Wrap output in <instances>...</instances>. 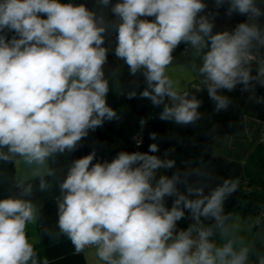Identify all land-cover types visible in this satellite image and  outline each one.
<instances>
[{
    "label": "clouds",
    "instance_id": "clouds-1",
    "mask_svg": "<svg viewBox=\"0 0 264 264\" xmlns=\"http://www.w3.org/2000/svg\"><path fill=\"white\" fill-rule=\"evenodd\" d=\"M225 2L227 15L247 20L232 31L214 33L213 19L200 15L207 7L204 0H118L114 5L97 0L110 6L119 21L115 56L131 75H143L146 87L140 96L163 105L160 120L189 125L201 118L202 100L181 91L166 74L181 42L197 55L203 52L202 66L193 69L203 77L217 112L230 104L219 91L237 85L251 93L250 100L264 102L255 96L256 84L264 86V58L257 60L253 51L264 47V28L258 23L264 9L257 0H215L216 7ZM107 27L104 16L84 4L0 0V33H15L11 39L0 35V160L19 156L42 166L52 154L74 150L89 130L118 118L106 101L108 50L102 45ZM134 96L136 92L128 93ZM158 151L152 143L148 152L121 151L111 162L92 164L94 151L72 162L57 204L58 228L75 251L94 247L102 264H249L251 248L242 238L239 246L232 238L220 245L210 239L217 229L222 237L228 234L223 205L238 181L225 179L205 194L204 186L187 179L202 175L199 169L157 179L160 169L176 165L174 159L150 154ZM34 175L40 176V190H46L43 174ZM181 183L184 191L178 188ZM18 186L20 197L0 199V264H40L26 235V225L38 218L36 205L26 198L33 186ZM166 197L174 198L171 208ZM185 210L194 222L178 230ZM202 217L215 224L205 226ZM257 264H264V256Z\"/></svg>",
    "mask_w": 264,
    "mask_h": 264
},
{
    "label": "crops",
    "instance_id": "crops-1",
    "mask_svg": "<svg viewBox=\"0 0 264 264\" xmlns=\"http://www.w3.org/2000/svg\"><path fill=\"white\" fill-rule=\"evenodd\" d=\"M61 3L84 4L97 16L103 15L108 25L104 35V44L108 50L107 62L103 66L104 78L108 81L109 92L106 97L108 106L117 113V119L107 121L112 129L114 140L110 145V162L121 151L148 152L149 145L156 143L159 151L155 154L161 158L174 159L173 169H160V175L171 177L173 172L190 173L199 169L200 176L188 175V183L193 186H204L205 194L225 179L237 180L238 187L229 195L223 205L224 214L228 216L225 227L227 236L222 237L220 231H215L218 245L232 238H240L251 248L249 264H257L258 257L264 256V224L256 227L249 210L242 207V183L250 186H264V102L250 100V92L242 91V85H237L233 91L220 90L219 94L227 96L230 104L226 110L217 112L215 103L209 98L205 86L201 83L203 77L193 69L202 66V56L197 55L189 44L181 42L173 51V61L167 67L166 74L178 82L181 91L189 92L202 100L198 109L201 118L194 124L177 125L173 122L162 121L159 114L163 105L154 106L150 100L140 96L146 87L144 77L139 72L131 75L129 68L122 59L115 56L117 46V31L115 24L118 19L112 14L110 6L102 7L97 0H60ZM118 0H111V4ZM206 9L200 15H206L214 21L213 32L232 31L237 24L245 22L246 16L226 14L227 2L217 8L215 0H204ZM258 6L264 9V0H257ZM46 18V17H44ZM142 19H145L142 17ZM154 20V17H147ZM258 23L264 28V16ZM0 35L11 39L14 32L5 29ZM207 49L204 50L206 52ZM257 60L264 58V47L257 52L253 49ZM257 62L251 63L252 74H256ZM136 92L129 98L128 93ZM255 96L264 98V86L256 84ZM167 102V101H166ZM144 121L143 125L141 121ZM156 133V139H150V134ZM139 135L141 145L136 147L131 138ZM7 151V149H3ZM95 152L92 164L99 162L98 151L91 130L88 135L78 142L72 151L54 153L44 165L28 164L22 157L11 161L0 160V199L20 197V184H32L30 199L38 209L35 223L26 225V235L37 252L40 264L47 260L48 264H102L96 255L94 247H87L77 253L68 237L58 228V198L61 196L60 183L66 178L72 162L91 152ZM49 171L52 172L49 175ZM49 187L41 191L39 175ZM180 191L185 190L183 183L178 185ZM173 197H166V206L171 208ZM189 215L185 210V218L177 222V228L182 227Z\"/></svg>",
    "mask_w": 264,
    "mask_h": 264
},
{
    "label": "trees",
    "instance_id": "trees-1",
    "mask_svg": "<svg viewBox=\"0 0 264 264\" xmlns=\"http://www.w3.org/2000/svg\"><path fill=\"white\" fill-rule=\"evenodd\" d=\"M96 143L99 162H110V145L114 140L112 129L107 122L91 130ZM248 190H242V207L249 210L253 216L256 227L264 224V186L254 187L248 184Z\"/></svg>",
    "mask_w": 264,
    "mask_h": 264
},
{
    "label": "built area",
    "instance_id": "built-area-1",
    "mask_svg": "<svg viewBox=\"0 0 264 264\" xmlns=\"http://www.w3.org/2000/svg\"><path fill=\"white\" fill-rule=\"evenodd\" d=\"M132 142L134 143V145L136 147H138V142H139V146L141 145V138L139 135H133V137L131 138ZM242 190H248L249 189V186H248V183L247 182H243L242 185ZM202 219V222L205 226H213L215 224V221L211 218H208V219H205V218H201ZM194 221L191 219V216L188 215L187 218H186V222L185 224L182 226V227H179V229H186L188 227L189 224L193 223ZM215 236V235H214ZM211 237L210 239H212L214 242H216L215 240V237Z\"/></svg>",
    "mask_w": 264,
    "mask_h": 264
}]
</instances>
